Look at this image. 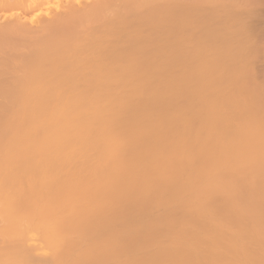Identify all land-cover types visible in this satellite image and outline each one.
Returning <instances> with one entry per match:
<instances>
[{
  "label": "bare ground",
  "instance_id": "1",
  "mask_svg": "<svg viewBox=\"0 0 264 264\" xmlns=\"http://www.w3.org/2000/svg\"><path fill=\"white\" fill-rule=\"evenodd\" d=\"M46 1L0 0V264H264V0Z\"/></svg>",
  "mask_w": 264,
  "mask_h": 264
},
{
  "label": "rangeland",
  "instance_id": "2",
  "mask_svg": "<svg viewBox=\"0 0 264 264\" xmlns=\"http://www.w3.org/2000/svg\"><path fill=\"white\" fill-rule=\"evenodd\" d=\"M57 0H51V1H46L43 5L41 4V6L40 7H42V8H40V7H38V13L37 14H33V13H31L30 14V16H29V14H27V16L25 17L26 19H27V21H29L28 20V18L30 19V21H32V20H34L35 18H42L43 19V17L45 16H47V17H49V16H51V15H53L54 13H52V12H54V7H57V10L59 11V7L60 6H64L65 4H63V1H65V2H67V0H60L59 1V3H57L58 5H56V2ZM75 1V0H74ZM78 2H80V3H82V0H77ZM77 1H75V2H77ZM49 2V3H48ZM75 2H73V3H75ZM84 2V1H83ZM47 4V5H46ZM62 4V5H61ZM49 5V6H48ZM60 5V6H59ZM19 6L18 5H13L12 7H9V8H11V10L9 9V12L10 13H7V14H9L8 15V19H9V17L10 18H12V17H15L14 15L17 13V11L15 10V8L17 9ZM46 7V8H45ZM44 8V9H43ZM61 8V7H60ZM41 11H40V10ZM56 9V8H55ZM18 10V9H17ZM46 10H47V12H46ZM16 12V13H15ZM41 12V13H40ZM57 12V11H56ZM1 13V12H0ZM15 13V14H14ZM43 13H45L44 15H43ZM50 13V14H49ZM5 14H6V12H5ZM1 15V14H0ZM23 16H25V15H23ZM43 16V17H42ZM6 17H7V15H6ZM1 18V17H0ZM33 18V19H32ZM26 19H25V24L26 23H28L29 24V22H26ZM31 24V23H30ZM29 24V25H30ZM27 25V24H26ZM73 107H80L81 105L80 104H78V103H76V104H74V105H72ZM100 107H102V105H97V108L95 109L96 111L97 110H100ZM61 108H62V106H61ZM131 113H133V112H131ZM63 125L64 124H60V126L61 127H63ZM174 183H175V181H170L169 183H168V185H174ZM168 185H166L163 189H162V191H161V194H163L169 187H168ZM183 186V185H182ZM187 188V187H186ZM193 190H195V186H193ZM184 191L185 190H183L182 189V187H181V190H180V192H179V195H180V197H182L183 199H185L186 201L185 202H187V201H190V198H188V197H186L185 195H184ZM164 201V199H161L160 200V204H158V205H147L146 203H143V202H141V203H136V204H130V205H128V206H126L123 210H120V211H117L115 214H116V217H135V220H133V221H140L141 220V218H143L144 216H147V215H153V214H155L156 213V211H159L160 209L161 210H164V209H162L163 208V206H162V203H164L163 202ZM183 210H181V212H178V215H176L175 216V220H176V222H178V223H181V222H190V221H192V220H194L195 218H197V217H200V216H202V215H204L205 214V212H203L202 211V213H201V211L199 210V209H197L195 212H191L190 211V209H187L186 210V206L185 205H183ZM163 212V211H162Z\"/></svg>",
  "mask_w": 264,
  "mask_h": 264
}]
</instances>
